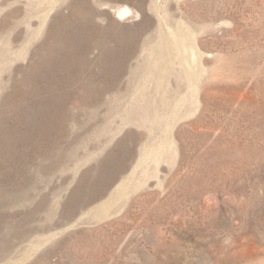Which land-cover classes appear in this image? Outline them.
I'll list each match as a JSON object with an SVG mask.
<instances>
[{"label":"rangeland","instance_id":"374dc122","mask_svg":"<svg viewBox=\"0 0 264 264\" xmlns=\"http://www.w3.org/2000/svg\"><path fill=\"white\" fill-rule=\"evenodd\" d=\"M0 264H264V0H0Z\"/></svg>","mask_w":264,"mask_h":264},{"label":"bare ground","instance_id":"6f19581e","mask_svg":"<svg viewBox=\"0 0 264 264\" xmlns=\"http://www.w3.org/2000/svg\"><path fill=\"white\" fill-rule=\"evenodd\" d=\"M131 14V9L129 7H125L121 12L120 15L122 16H128Z\"/></svg>","mask_w":264,"mask_h":264}]
</instances>
